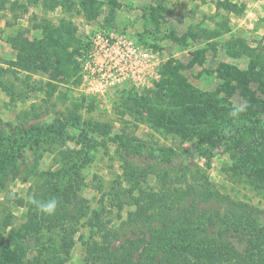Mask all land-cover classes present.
Instances as JSON below:
<instances>
[{
  "label": "trees",
  "instance_id": "1",
  "mask_svg": "<svg viewBox=\"0 0 264 264\" xmlns=\"http://www.w3.org/2000/svg\"><path fill=\"white\" fill-rule=\"evenodd\" d=\"M33 1L55 7L65 6L69 0ZM78 1L87 19L97 17L99 10L95 0ZM217 26L210 34L213 38L219 37L222 31L228 32L226 22ZM72 36L73 29L69 26H46L43 38L32 42L18 34L10 39L18 58L13 65L55 72V76L61 72V77L68 78L71 71L73 74L80 72L81 58L88 48V43L75 42ZM208 36L200 38L206 40ZM72 44L75 46L70 51ZM225 49L230 57L240 56L243 52L249 54L250 68L259 63L257 55L252 56L254 51L241 38L231 37ZM205 53L206 50L195 51L193 58L185 64L169 59L152 89L143 95L127 91L125 109L134 118L145 119L154 132L185 140L196 137V151L204 152L207 159L222 145L231 158L240 162L233 166L231 176L241 178L251 170L246 168L251 166L252 147L243 137L238 118L229 115L232 111L228 108L231 105L229 96L240 92L247 102L244 112L248 116L260 115L264 112V89L256 87L257 91H252L251 77L227 64H220L216 69L221 85L212 91L195 89L183 72L194 65H202ZM254 72L250 73L254 75ZM79 79L77 76L78 82ZM35 129L43 134L41 143L39 140L34 142L36 147L41 144L49 150L61 141L63 132L58 124ZM261 139L264 140V135ZM2 141L8 148L4 152L0 150V191L20 175V160L25 161L20 149H16L15 134L4 136ZM113 142L116 151L122 155V174L118 185L111 187L109 198L104 201L102 196L99 199V210L91 209L78 193L81 190V184H78L80 171L84 164L90 163L87 149L81 153L72 149L58 152L56 158L60 167L54 172L25 171V178H36L40 184L28 194L26 222L18 229L12 228L7 239L0 233V264H35V258L25 263L29 248L39 245L44 234L56 232L68 238L59 244V248H71L74 237L79 234L78 240L84 250L83 264H264V209L237 203L223 195L200 167L191 170L188 166L175 165V152L171 148H154L149 142L124 133L116 135ZM254 142L258 144L259 141ZM143 154L149 160L144 168H134L126 157ZM79 155L83 163L76 161ZM206 165L208 167V162ZM149 175L155 177L153 187L147 184ZM124 183L128 186L122 187ZM51 198L59 201L52 216L39 213L32 202L33 199L44 202ZM10 200L20 207L25 204L17 196ZM126 207V217L122 218L121 213ZM75 218L85 221L79 227L88 229L87 238L76 227ZM9 225V221H0V232Z\"/></svg>",
  "mask_w": 264,
  "mask_h": 264
},
{
  "label": "rangeland",
  "instance_id": "2",
  "mask_svg": "<svg viewBox=\"0 0 264 264\" xmlns=\"http://www.w3.org/2000/svg\"><path fill=\"white\" fill-rule=\"evenodd\" d=\"M95 1L99 11L97 17L90 20L86 18L78 0H69L65 6L55 7H47L41 1L0 0V150L4 152L8 148L2 138L15 134L18 141L16 149H20L25 156V161L20 160V175L0 191V221L10 223L0 232L4 239L8 238L12 228L18 229L26 222L24 215L30 199L28 194L34 192L40 184L36 178H25V171H56L60 167L57 153H65L67 149L79 153L87 149L90 163L84 164L80 171L78 184H81V190L78 193L87 200L91 209L99 210V199L102 196L104 201L108 199L111 187L120 181L122 155L116 151L113 141L116 135L122 133L149 142L154 148L173 149L175 165L188 166L191 170L200 167L223 195L237 203L264 209V140H259L264 135V112L248 116L243 111L238 117L243 137L250 141L252 147L249 161L251 166L246 168L251 170L242 174L241 178L233 177L231 170L240 162L231 158L222 145L207 159L204 152L196 151V137L185 140L154 132L145 119L130 115L124 105L129 90H117L105 96L85 94L80 72L73 74L71 71L68 78H63L60 71L55 76V72L51 71L19 68L13 65L18 62V58L10 43V39L18 34H22L29 42L41 40L46 26H69L73 29L75 42L81 43L89 32L101 28L108 32L125 33L156 53L161 62L160 70L169 59L185 64L193 58L195 51L206 50L202 65H194L183 72L187 82L200 91H212L221 85L222 81L216 75L220 64L234 66L239 72L250 76L252 91L258 88L263 90L264 0ZM223 22L227 23L228 32L222 31L219 37H211L217 25ZM204 35L211 38L208 36L202 40L200 36ZM231 37L241 38L254 51L252 56L257 55L259 60L257 66L250 68L251 59L245 52L237 57L226 54L225 45ZM74 46L72 44L69 50ZM251 71L256 72L253 75ZM77 76L80 77L79 82ZM154 83L149 88H132L130 91L143 95L154 87ZM229 100V109L243 106L245 110L247 107L240 92H234ZM56 124L60 125L63 132L61 141L53 148L47 146L49 150L41 144L36 147L34 142L39 140L41 143L43 134L35 128L39 126L47 129ZM255 140L259 141L258 144L253 143ZM81 155L76 157V161L83 163ZM126 157H129L134 168H144L149 163L145 154ZM147 184L150 187L156 185L153 175L148 176ZM127 186L122 184V187ZM12 196L22 198L25 204L17 206L10 200ZM127 210L126 207L121 213L122 218L126 217ZM76 221V227L87 238L88 229L79 227L85 221ZM56 233L44 234L43 240L39 242L43 246H31L33 249L29 248L25 263L35 258V264H83L84 250L78 240L79 234L74 237L71 248H59V244L68 238ZM16 255L19 254L16 252Z\"/></svg>",
  "mask_w": 264,
  "mask_h": 264
},
{
  "label": "built area",
  "instance_id": "3",
  "mask_svg": "<svg viewBox=\"0 0 264 264\" xmlns=\"http://www.w3.org/2000/svg\"><path fill=\"white\" fill-rule=\"evenodd\" d=\"M85 42L88 48L80 68L85 94L105 96L117 90L149 88L160 77L158 55L125 33L97 28Z\"/></svg>",
  "mask_w": 264,
  "mask_h": 264
},
{
  "label": "clouds",
  "instance_id": "4",
  "mask_svg": "<svg viewBox=\"0 0 264 264\" xmlns=\"http://www.w3.org/2000/svg\"><path fill=\"white\" fill-rule=\"evenodd\" d=\"M244 111L243 106H236L233 108V110L229 113V115L233 118H238L239 115ZM33 204L36 206L39 213L46 215V216H52L56 213V210L59 205V201L56 198L48 199L44 202L37 201L33 199Z\"/></svg>",
  "mask_w": 264,
  "mask_h": 264
}]
</instances>
